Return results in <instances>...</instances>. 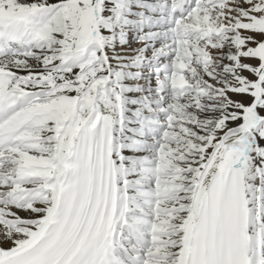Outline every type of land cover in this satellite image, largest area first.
I'll return each mask as SVG.
<instances>
[{
	"label": "snow or ice",
	"instance_id": "obj_1",
	"mask_svg": "<svg viewBox=\"0 0 264 264\" xmlns=\"http://www.w3.org/2000/svg\"><path fill=\"white\" fill-rule=\"evenodd\" d=\"M0 264H264V0H0Z\"/></svg>",
	"mask_w": 264,
	"mask_h": 264
}]
</instances>
